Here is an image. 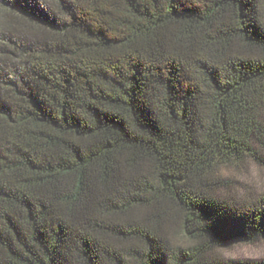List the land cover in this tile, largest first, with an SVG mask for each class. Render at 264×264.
<instances>
[{"label": "trees", "instance_id": "trees-1", "mask_svg": "<svg viewBox=\"0 0 264 264\" xmlns=\"http://www.w3.org/2000/svg\"><path fill=\"white\" fill-rule=\"evenodd\" d=\"M246 153L264 0H0V264H235L264 199L211 177Z\"/></svg>", "mask_w": 264, "mask_h": 264}, {"label": "clouds", "instance_id": "clouds-1", "mask_svg": "<svg viewBox=\"0 0 264 264\" xmlns=\"http://www.w3.org/2000/svg\"><path fill=\"white\" fill-rule=\"evenodd\" d=\"M211 179H232L239 183L236 191L237 199L243 200L247 193H254L257 199H264V163H261L250 154L244 158L218 160L215 172ZM216 195L227 198L232 193L227 186L217 189ZM247 202V201H245ZM212 251L217 254L215 260L239 261L246 264L247 261L264 260V232L256 233L251 239L235 241L231 245L213 243Z\"/></svg>", "mask_w": 264, "mask_h": 264}, {"label": "rangeland", "instance_id": "rangeland-1", "mask_svg": "<svg viewBox=\"0 0 264 264\" xmlns=\"http://www.w3.org/2000/svg\"><path fill=\"white\" fill-rule=\"evenodd\" d=\"M232 180V179H230ZM233 184H235L237 187H239V183L237 181L232 180ZM217 256V254H216ZM226 262H231V263H235V264H239V261H227V260H223ZM246 264H264V260H260V261H247Z\"/></svg>", "mask_w": 264, "mask_h": 264}, {"label": "snow or ice", "instance_id": "snow-or-ice-1", "mask_svg": "<svg viewBox=\"0 0 264 264\" xmlns=\"http://www.w3.org/2000/svg\"><path fill=\"white\" fill-rule=\"evenodd\" d=\"M260 162H261V163H264V160H261Z\"/></svg>", "mask_w": 264, "mask_h": 264}]
</instances>
